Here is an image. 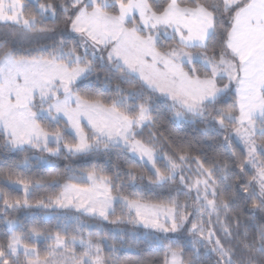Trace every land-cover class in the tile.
Masks as SVG:
<instances>
[{"label":"snow or ice","instance_id":"obj_1","mask_svg":"<svg viewBox=\"0 0 264 264\" xmlns=\"http://www.w3.org/2000/svg\"><path fill=\"white\" fill-rule=\"evenodd\" d=\"M0 213V264H264V0H0Z\"/></svg>","mask_w":264,"mask_h":264},{"label":"trees","instance_id":"obj_2","mask_svg":"<svg viewBox=\"0 0 264 264\" xmlns=\"http://www.w3.org/2000/svg\"><path fill=\"white\" fill-rule=\"evenodd\" d=\"M66 162H67V161H64L63 158H62L60 161H58V163H60L61 165H63V163H66ZM76 166H78V165L74 163V167H76ZM61 170H62V169H61ZM39 174H42V175L47 176V175H49L50 173H49V172H43V173H39ZM13 195H14V196H15V195H20V196H22L23 193H22V192H20V193H16V192H14ZM0 215H2V213H0ZM14 215H15V214H14ZM52 223L54 224L55 221L53 220ZM4 230H5V226H4L2 223H0V233H2ZM141 255L144 256V257H152V256L155 255V253H153V252H151L150 250H148L146 246H143V247H142Z\"/></svg>","mask_w":264,"mask_h":264}]
</instances>
